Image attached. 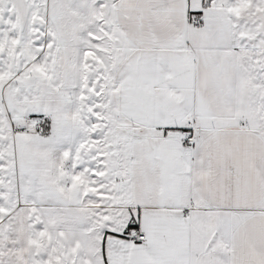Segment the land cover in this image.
Instances as JSON below:
<instances>
[{"label": "snow or ice", "instance_id": "snow-or-ice-1", "mask_svg": "<svg viewBox=\"0 0 264 264\" xmlns=\"http://www.w3.org/2000/svg\"><path fill=\"white\" fill-rule=\"evenodd\" d=\"M0 264H264V0H0Z\"/></svg>", "mask_w": 264, "mask_h": 264}]
</instances>
